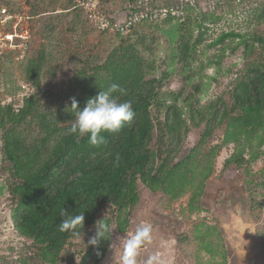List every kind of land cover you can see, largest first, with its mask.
Listing matches in <instances>:
<instances>
[{
    "label": "rangeland",
    "instance_id": "1",
    "mask_svg": "<svg viewBox=\"0 0 264 264\" xmlns=\"http://www.w3.org/2000/svg\"><path fill=\"white\" fill-rule=\"evenodd\" d=\"M137 1L147 8L178 6L180 10L176 14L189 13L190 20L184 24L181 19L172 22L161 19L138 26L128 36H115L104 34L83 20L68 0L35 1L30 11L32 40L27 53L23 55L18 49L0 51V109L16 114L27 100L35 102L32 113L15 129L29 148L41 142L44 136L39 117L56 121L61 127L69 125L71 113L67 108L72 98L79 102L91 95L97 77L110 79L107 67L111 63L141 59L147 79L160 78L166 73L163 89L172 93L165 97L178 105L186 103L188 96H193L189 101L193 99L194 106L206 110L216 102L221 108L231 104L233 90L242 78L241 69L258 56L259 47L256 45L247 57L239 38H226L223 44L209 45L222 32L230 30L264 36L262 9L256 11L264 0ZM21 2L0 0V19L8 13L20 12ZM129 3V0H102V7L122 21L130 5L133 6ZM196 15L207 19L202 28L205 42L197 49V60L183 65L178 61L179 43L182 37L188 40L196 34ZM246 40L254 43L250 37ZM229 45L238 48L232 52ZM110 84L108 82V86ZM99 90L96 87L95 93ZM210 118L192 127L182 146L184 149L197 146L193 162L197 172L207 171L210 157L206 153L211 152L212 147L217 149V154L211 158V175L204 182L200 176H195L196 184L186 186L179 197H171L161 189L153 191L138 182L139 201L128 216L129 224L123 232L116 224L113 226L110 250L100 264H119L122 238L131 236L141 223L150 224L152 230L150 241L137 256V264H264V185L255 194L261 207L254 214L244 168L224 167L226 159L237 151L235 143L223 142L230 119L212 120V127L207 125ZM206 127L211 133L208 142H202ZM63 133L64 130H58L49 147ZM3 135L4 130L0 129V261L23 253L33 264H42L33 243L20 237L13 227L15 201L9 187L14 176L11 163L3 153ZM160 139L159 132L158 141ZM251 142L253 150L263 149V146L259 148V138L254 137ZM47 153L44 150L41 158ZM249 155L250 149L245 148L243 156L248 158ZM247 168L255 179H261L264 154L250 161ZM194 192L199 202L196 209H191L189 202ZM111 213L114 214L112 209L103 207V217ZM94 231V227L90 229L86 242L78 240L67 246L58 264H80L81 249L89 244ZM85 260L91 263L90 257Z\"/></svg>",
    "mask_w": 264,
    "mask_h": 264
},
{
    "label": "trees",
    "instance_id": "2",
    "mask_svg": "<svg viewBox=\"0 0 264 264\" xmlns=\"http://www.w3.org/2000/svg\"><path fill=\"white\" fill-rule=\"evenodd\" d=\"M35 1L33 0L32 7ZM68 1L81 18L90 23L74 1ZM129 1L133 6L129 3L127 14L162 10L166 11L163 19L167 22L181 19L185 24L190 20L189 13L177 15L180 7L175 5H152L147 8L137 0ZM100 2L102 10L112 14L102 7V0ZM261 9L260 16H264V3L256 11ZM157 20L161 19H144L127 33L100 32L128 36L138 26ZM206 20L196 15V34L188 40L181 38L178 48V61L181 64L191 65L192 61L197 60V49L205 42L202 28ZM248 37L253 44L248 43ZM226 38H239V44L244 45L247 57L256 45L259 47V54L241 69L242 78L233 90L231 104L222 108L217 102L214 106L210 105L208 110L196 107L193 99L189 101L193 96H188L186 103L182 105H178L175 100L167 101L166 94L172 92L163 89L166 73L160 78L147 79L143 61L133 59L129 62L111 63L107 67L110 79L97 77L92 94L78 102L82 109L87 99L96 94V87L105 88L108 82L117 83L126 90L124 95H115L119 102H132L134 119L117 133H102L106 142L100 146L90 145L87 137L77 139L70 134L69 129L74 119L70 114L71 123L65 127L46 117H39L44 136L41 142L29 148L15 129L32 113L35 102L27 100L26 105L16 114L0 109V129L4 130L2 149L5 158L11 163L14 176L9 187L10 195L15 201L12 211L13 227L20 237L33 243L37 249L36 257L42 264H58L67 246L78 240L86 242L93 227L94 237L96 222L104 218V206L112 209L114 214L105 217L103 222L112 228L116 224L119 231H125L129 224L128 216L139 201L138 182L153 191L161 189L171 197H179L186 191V186L196 184L197 175L204 182L213 171L211 158L217 154V149L212 147L211 152L206 153L210 157L207 171L197 172L193 167L197 146L184 149L182 143L190 129L198 126L201 121L208 120L209 116L211 118L207 125L212 127V120L226 117L230 119V128H227L223 142L235 143L237 151L226 159L224 167L237 165L244 168L251 212L257 214L261 205L255 194L264 185V176L255 179L247 167L250 161H255L260 154H264V36L249 31L239 33L230 30L222 32L209 46L223 44ZM229 46L232 47V52L238 48ZM38 79L35 78L36 81ZM196 90L199 91V88ZM7 125L10 127L6 128ZM205 129L202 142H208L211 133L208 127ZM58 130H64L63 135L49 147ZM159 132L162 139L158 141ZM254 137L259 138V148L263 146V149H252L251 139ZM245 148L250 149L248 158L243 156ZM44 150L48 153L42 159ZM197 198L198 194L194 192L189 202L191 209H196L199 202ZM63 208L68 214L84 215V228L79 236L59 230L63 219L60 212ZM112 238V234H109L107 240L101 241L99 246L88 244L85 249H81L83 260L90 257V264H100L110 250ZM83 260L81 259L80 264H88ZM0 262L33 264L31 258L23 253L17 258L4 257Z\"/></svg>",
    "mask_w": 264,
    "mask_h": 264
},
{
    "label": "clouds",
    "instance_id": "3",
    "mask_svg": "<svg viewBox=\"0 0 264 264\" xmlns=\"http://www.w3.org/2000/svg\"><path fill=\"white\" fill-rule=\"evenodd\" d=\"M99 88V92L94 97L88 98L82 109L75 98H72L71 105L67 108L70 109L71 117H74L69 129L70 134L75 135L77 139L87 137L88 143L92 146L104 144L106 140L102 133L119 132L125 125L131 124L135 116L132 102H119L115 95L126 94L123 87L112 83L106 89ZM60 216L63 218L59 224L61 232L67 231L74 236H79L81 230L83 232L84 215L68 214L63 208ZM104 218L96 222V235L89 239V244L99 246L101 241H106L108 235L112 234L114 228L103 222ZM151 230L150 224L141 223L136 226L131 236L122 238L119 264H137V256L151 239Z\"/></svg>",
    "mask_w": 264,
    "mask_h": 264
},
{
    "label": "built area",
    "instance_id": "4",
    "mask_svg": "<svg viewBox=\"0 0 264 264\" xmlns=\"http://www.w3.org/2000/svg\"><path fill=\"white\" fill-rule=\"evenodd\" d=\"M85 17L101 31L111 33H127L144 19H163L166 11L154 10L149 13L127 14L122 21H118L112 14L104 12L100 0H73ZM33 0H22L20 12L8 13L0 19V51L18 49L23 55L27 53L31 40L30 14Z\"/></svg>",
    "mask_w": 264,
    "mask_h": 264
}]
</instances>
